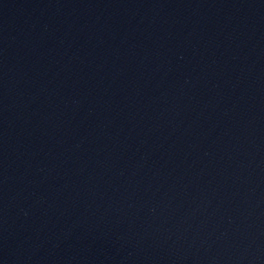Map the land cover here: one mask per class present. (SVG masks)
Masks as SVG:
<instances>
[{
  "label": "water",
  "instance_id": "1",
  "mask_svg": "<svg viewBox=\"0 0 264 264\" xmlns=\"http://www.w3.org/2000/svg\"><path fill=\"white\" fill-rule=\"evenodd\" d=\"M0 264H264V0H0Z\"/></svg>",
  "mask_w": 264,
  "mask_h": 264
}]
</instances>
